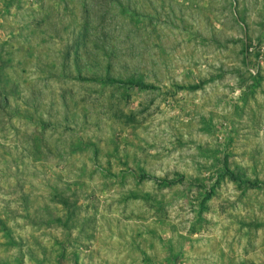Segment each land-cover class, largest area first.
<instances>
[{
	"label": "rangeland",
	"instance_id": "obj_1",
	"mask_svg": "<svg viewBox=\"0 0 264 264\" xmlns=\"http://www.w3.org/2000/svg\"><path fill=\"white\" fill-rule=\"evenodd\" d=\"M0 264H264V0H0Z\"/></svg>",
	"mask_w": 264,
	"mask_h": 264
},
{
	"label": "trees",
	"instance_id": "obj_2",
	"mask_svg": "<svg viewBox=\"0 0 264 264\" xmlns=\"http://www.w3.org/2000/svg\"><path fill=\"white\" fill-rule=\"evenodd\" d=\"M137 85H139V86H141V87H152V86L147 85V84H145V83H139V84H137ZM225 168H226V169H225L224 173H227V174L230 176V178H231L232 180L239 181V184H241V185H242L243 183H247L248 185H251V186H260V185H261V182H259L258 180L252 181V180H250V179H247V180L242 181V179H240V178L238 177V175H237L233 170H231V169L228 168L227 163H226ZM144 176H145V175H144ZM60 199H64V198H60Z\"/></svg>",
	"mask_w": 264,
	"mask_h": 264
}]
</instances>
